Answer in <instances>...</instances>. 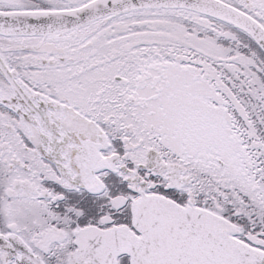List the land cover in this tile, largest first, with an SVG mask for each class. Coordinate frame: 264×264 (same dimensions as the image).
<instances>
[{
  "label": "snow or ice",
  "instance_id": "6c2138e0",
  "mask_svg": "<svg viewBox=\"0 0 264 264\" xmlns=\"http://www.w3.org/2000/svg\"><path fill=\"white\" fill-rule=\"evenodd\" d=\"M0 264H264V0H0Z\"/></svg>",
  "mask_w": 264,
  "mask_h": 264
}]
</instances>
